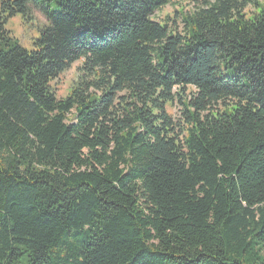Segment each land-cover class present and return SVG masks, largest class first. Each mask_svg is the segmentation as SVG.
<instances>
[{"label":"trees","instance_id":"16d2710c","mask_svg":"<svg viewBox=\"0 0 264 264\" xmlns=\"http://www.w3.org/2000/svg\"><path fill=\"white\" fill-rule=\"evenodd\" d=\"M194 1L0 0V264H264V0Z\"/></svg>","mask_w":264,"mask_h":264},{"label":"rangeland","instance_id":"374dc122","mask_svg":"<svg viewBox=\"0 0 264 264\" xmlns=\"http://www.w3.org/2000/svg\"><path fill=\"white\" fill-rule=\"evenodd\" d=\"M197 3L194 0H169V3L155 11L152 20L161 23H168L170 28H178L181 31L182 24L179 14H185L192 11ZM46 25L45 18L38 12L33 11L31 14L23 17L15 14L8 17L4 22V29L9 36L15 39L18 44L27 51L34 50L33 43L40 36V32ZM79 63L71 65V67L62 73L52 85L58 99L64 98L70 88L78 81L79 73L77 68ZM178 108L172 107L170 113L178 118Z\"/></svg>","mask_w":264,"mask_h":264}]
</instances>
